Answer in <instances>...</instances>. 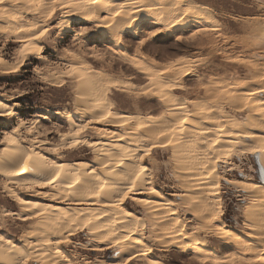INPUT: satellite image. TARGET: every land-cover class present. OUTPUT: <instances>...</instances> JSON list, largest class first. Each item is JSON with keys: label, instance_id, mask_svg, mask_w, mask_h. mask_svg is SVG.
I'll return each mask as SVG.
<instances>
[{"label": "rangeland", "instance_id": "1", "mask_svg": "<svg viewBox=\"0 0 264 264\" xmlns=\"http://www.w3.org/2000/svg\"><path fill=\"white\" fill-rule=\"evenodd\" d=\"M32 2L29 0L26 4ZM173 2L174 5L168 6L162 15L175 16L191 12L199 14L202 19L198 23L191 22L172 31H163L151 18L143 20L137 34L132 33V28L121 33V43L114 41L113 33L116 28L110 26L103 30L101 20L97 18L88 19V22L71 19V27L67 28V18L63 17V0H46L42 7L33 3V9L26 8L27 5L24 4V10L21 11L23 17L18 18L20 21L34 22L32 32L35 35L44 31V35L37 41L40 48L38 53L43 58L30 57L20 69L11 73L0 70V101L11 106L13 115L0 118V151L4 147L2 141L5 135L10 133L23 146L34 148L48 159L68 163L85 162L100 171L101 165L96 162L97 155L92 148L86 144L72 148L64 145L62 136L69 133L71 127L65 119L55 114L57 111L75 113L76 122L84 127L78 137L88 142L105 141L106 137L100 135L102 131H99L103 128L121 131L119 128L93 123L92 117L83 107L88 106L85 91H81L75 81L72 68L79 60L83 62L79 65L85 66L86 71H98L120 81L105 87L106 104L112 111L138 115L141 118L152 116L164 119L169 115L164 105L148 95L153 81L142 70L144 65L152 62L161 66V70L170 67L182 69L167 79H163V76L159 78L167 82L164 90H172L173 97L187 108L193 104L213 106L215 112L224 116L223 119L227 118L232 122L234 129L247 130L248 123L244 119L248 110L240 103V93L245 86L253 87L255 84L256 88L264 84V0ZM6 8L7 3L0 5L1 10ZM61 21L62 28L59 27ZM157 32H161V35L155 36ZM3 34L0 33V59L11 64L21 62L23 43L14 36ZM141 41L144 43L141 44ZM233 96H238V99H233ZM91 126L96 128L89 129ZM146 146L135 155V162L147 167L145 184L149 183L148 186L162 193L164 199L171 200L169 202L178 222L184 221L187 233L185 238L197 239L206 254H196L191 248L175 249L165 241L160 244L159 238L152 236L155 234L151 233L150 225L142 226L139 231L140 240L148 244L135 257L125 253L121 244L114 243L112 239H101L96 235L93 237L91 231L82 227H66L59 234L54 233L56 236L50 239V244L54 245L50 252H55L54 249L58 248L62 253L60 260H52L50 264H147L150 259L156 264H260L254 253L244 249L251 244H262L264 230L251 240L236 243L212 236L213 225L234 230L241 237L250 232L244 214L253 205L261 206V203L228 185L223 179L252 178L259 183L264 182L260 154L251 153L244 145L241 147L235 144L237 147L230 148L223 155H214L215 205L210 207L207 214L195 220L187 211L188 204L180 200L186 194L177 179L182 164L172 158L170 143L165 142L154 149ZM146 149L150 151L146 152ZM134 192L144 201L153 200L146 189ZM115 193L112 195H115L113 200L117 205L124 206L145 219L150 216L149 204L138 205L130 201L129 196H135L131 191ZM18 197L41 204L69 203L72 202L71 199L78 197L57 194L50 186L43 189L37 186H16L0 177V235L20 247V250L16 249L19 253H15L17 260H9L6 264H44L42 260L33 258L31 250L28 251L23 246L33 238L35 228L43 223L44 218L40 213L32 217L18 215L32 212L22 211L17 204ZM83 203L84 209L97 204L89 199ZM102 206V203H98L95 208L102 209ZM257 212L259 214L260 211ZM208 214L212 218V226L206 225V221L210 220ZM205 217L208 219L205 220Z\"/></svg>", "mask_w": 264, "mask_h": 264}, {"label": "bare ground", "instance_id": "2", "mask_svg": "<svg viewBox=\"0 0 264 264\" xmlns=\"http://www.w3.org/2000/svg\"><path fill=\"white\" fill-rule=\"evenodd\" d=\"M27 1L29 0H2L0 3V5L5 3L8 5L6 10L0 9V33L14 36L24 45L22 48L24 55H22L23 60L21 62L11 64L0 59V70L5 73L20 69L25 60L30 57L43 58V55L38 53L40 48L37 42L42 36L39 39H31L35 35V32H32L35 23L20 21L21 19L18 18L23 17L21 16V11L24 10L22 6ZM32 1V3L26 4V8L33 9L31 8L33 3L42 7L46 0ZM170 5H174L173 0H143L140 2L63 0L62 10L63 17L67 18V28L71 27V19L77 22H88V19L97 18L101 20L103 30L110 26L116 28L113 33L115 35L114 41L121 43V33L132 28V33L137 34L138 27L143 20L151 18L155 24L164 29L163 31H172L187 26L191 22L198 23L202 19L199 14L191 12L175 16L162 15V12ZM103 16L105 17L103 18ZM62 23V21L59 22L61 28L63 27ZM159 35L161 32L155 34V36ZM79 63L83 62L79 60L72 66L74 79L81 91H85L88 106L83 107L92 117V122L106 125V127L119 128L121 131L103 128L99 131H102L100 135L106 137L105 141L88 142L75 135L77 129L82 127L76 122L75 113L70 111L55 112L57 116L65 119L71 127L70 132L62 136L64 145L69 143H73L75 146L86 144L87 147L92 148L97 155L98 161L96 162L101 165L100 171H96L85 162L68 163L48 159L34 148L23 146L14 135L12 136L10 133L5 135V137L10 136L15 143H11L5 137L2 141L4 147L0 151V177L16 186H37L39 189H43V187H39L41 183H46L51 179L52 183L46 184V187L50 186L57 194L78 197L71 199L70 204L61 202L41 204L37 201L24 200L18 197L17 204L22 211H32L26 212L27 214L18 213V215L32 217L40 213L44 218L43 223L35 230L33 229V238L28 237L29 242L23 246L27 247L28 251L31 250L30 253L32 256L34 255L33 258L42 260L44 264H50L52 260H60L62 255L58 248L54 249L55 252H50L52 251L51 248L54 247L50 244V239L56 236L54 233L59 234L66 227L75 229L82 227L89 232L91 231L90 234L93 237L94 235L100 238L107 237L112 239L114 243L121 244L125 253L135 257L148 244L140 240L139 231L141 228L150 225L151 233L155 234L152 236L159 238L160 244L165 241L169 247L179 250L191 248L196 254L205 255L206 252L202 246L200 247L197 239L185 238L187 233L184 221L178 222L179 219L172 209L171 202H169L171 200L164 199L162 193L148 186L149 183L145 184L147 167L135 162V155L143 146H146L145 144L154 149L161 147L165 142L170 143L172 158L182 164L177 179L186 194H183L180 200L188 204L189 215L195 220L198 219L201 215L207 214L208 210L211 209L210 207L215 205L213 193L216 177L214 160L216 159H214V155H223L235 144H239L241 147L244 145V148L250 149L251 153L260 154V163L264 170V97L262 96L264 84L261 82L263 85L256 88H254L255 84L253 87L245 86L241 91L242 102L240 103L248 110L244 119L248 123V128L247 130H237L232 127V122L227 118L223 119L224 116L215 112L213 106L193 104L187 108L179 99L173 97L172 90H164L167 82L161 80L159 76L167 79L170 75L180 72L182 70L180 67L161 70V66H156L157 64L152 62H148L151 66L148 64L143 66L142 72L148 74L153 81L150 85L151 93L148 95L164 105L169 112L166 118L158 119L152 116L141 118L138 115L133 116L108 109L104 94L105 87L115 85L120 81L98 71H86V67H81ZM221 85L225 88L224 84ZM237 97L235 96L233 99L237 100ZM11 109L10 105L0 101V113H11V115H0V118L12 117ZM101 117H107V119L102 120ZM43 119L46 118L43 117ZM95 128L91 126L89 129ZM15 131L17 132V129ZM172 141L174 142L171 143ZM29 157L31 159H28ZM194 157L195 160H193ZM190 158L192 161H189ZM53 164L63 167L53 168ZM223 180L228 185L253 198L255 202H260L261 206L264 207V182L259 183L252 178L245 180L225 178ZM129 189L135 195L129 196L130 201L138 205L149 204L150 212L154 213V216H151L150 213V216L145 219L128 208L115 203L116 201L113 200L115 195L113 196L112 193H119L123 190L129 191ZM138 189H146L153 200H145V202L137 197L138 191H134ZM86 199L93 203H102V209H96L97 204L84 209L83 201L85 202ZM21 200L24 203H21ZM254 206L256 205H253L244 214L246 215V217L244 216L245 223H247L250 232L242 237L234 230L212 226V218L208 214L209 219H211L206 221V225L213 227V238L236 243L245 239L251 240L257 233L262 232L264 230V208L261 206L254 208ZM257 211H260L259 214ZM206 219L208 217H205ZM57 237L59 238L58 235ZM183 237L184 239H182ZM261 243L248 245L244 249L246 252L254 253L255 259L260 264L264 263V242ZM16 249L20 250V247L10 239L0 235V261L2 264H6L9 260H17L15 253L19 252ZM156 263L152 259L147 261V264Z\"/></svg>", "mask_w": 264, "mask_h": 264}, {"label": "snow or ice", "instance_id": "3", "mask_svg": "<svg viewBox=\"0 0 264 264\" xmlns=\"http://www.w3.org/2000/svg\"><path fill=\"white\" fill-rule=\"evenodd\" d=\"M0 3H2V0H0ZM45 31H46V30H45ZM43 35H44V31H41V32L39 33V35H34V36L31 37V39H39V37H40V36H43ZM181 39H183V37H181ZM143 43H144V41H141V44H143ZM21 55H24L23 50L21 51ZM0 115H11V113H0ZM101 119H102V120H103V119H107V117H101ZM89 123H90V121H89ZM82 131H84V127H83V126H82L81 128H79V129H77L75 135L79 136L80 133H81ZM5 139L9 140L11 143H15V141H13L12 138H11L10 136L5 137ZM76 143H79V141H76ZM74 146H75V144H73V143H69V144L66 145V147H68V148H72V147H74ZM154 146H155V145H154ZM50 150H51V151H57V152L60 151V149H50ZM145 151H146V152H147V151H150V149H146ZM28 159H31V157H29ZM52 167H53V168H60V167H63V166H62V165H58V164H53ZM25 170H27V169H25ZM141 171H143V169H141ZM57 175H58V173H57ZM48 183H52V180L49 179L48 181H46V183H41L39 186H40V187H45L46 184H48ZM129 191H131V189H129ZM124 195H125V197H126V196H127V193H125ZM21 203H24V201L21 200Z\"/></svg>", "mask_w": 264, "mask_h": 264}]
</instances>
